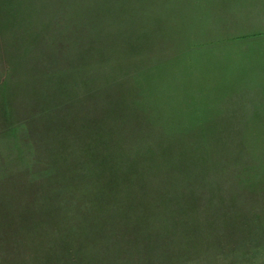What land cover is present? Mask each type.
Listing matches in <instances>:
<instances>
[{
  "label": "rangeland",
  "instance_id": "374dc122",
  "mask_svg": "<svg viewBox=\"0 0 264 264\" xmlns=\"http://www.w3.org/2000/svg\"><path fill=\"white\" fill-rule=\"evenodd\" d=\"M9 254L264 264V0H0Z\"/></svg>",
  "mask_w": 264,
  "mask_h": 264
},
{
  "label": "crops",
  "instance_id": "0c3cea01",
  "mask_svg": "<svg viewBox=\"0 0 264 264\" xmlns=\"http://www.w3.org/2000/svg\"><path fill=\"white\" fill-rule=\"evenodd\" d=\"M10 238V237H9ZM7 244H10L9 242H7ZM38 245L40 246L41 248V241L38 243ZM9 248V247H8ZM10 249V248H9ZM264 258V257H263ZM36 257H34V259H31V257L28 258V260H33L35 261ZM4 262H6L5 264H10V254L7 256V258H1L0 257V264H3ZM36 262H39L41 263V260H40V254H39V260H37Z\"/></svg>",
  "mask_w": 264,
  "mask_h": 264
}]
</instances>
